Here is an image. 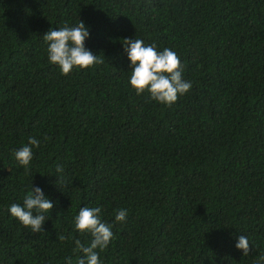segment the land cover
<instances>
[{"label": "trees", "instance_id": "obj_1", "mask_svg": "<svg viewBox=\"0 0 264 264\" xmlns=\"http://www.w3.org/2000/svg\"><path fill=\"white\" fill-rule=\"evenodd\" d=\"M80 20L103 63L65 76L43 36ZM136 38L180 58L192 88L171 107L131 87ZM29 137L25 173L14 152ZM32 185L53 203L40 233L9 212ZM81 207L112 226L101 264L264 255V0H0V264H78Z\"/></svg>", "mask_w": 264, "mask_h": 264}, {"label": "clouds", "instance_id": "obj_2", "mask_svg": "<svg viewBox=\"0 0 264 264\" xmlns=\"http://www.w3.org/2000/svg\"><path fill=\"white\" fill-rule=\"evenodd\" d=\"M89 37V30L82 20L73 27L50 29L43 36V40L48 45L49 62L58 65L65 76H68L74 68L86 70L103 63L99 55H94L85 47V41ZM123 45L131 61L130 85L136 95H142L147 91L152 100L171 107L179 96L185 95L192 88V83L183 78L180 58L173 50L164 48L163 51L158 52L155 45L146 46L137 38L125 39ZM39 146L38 139L29 137L27 144L15 150V159L24 168L25 173L30 171L33 147L39 148ZM56 171L62 173L63 167L58 165ZM57 178L59 179L58 176ZM52 209L53 203L45 196L43 190L32 185L31 191L24 196L23 205L14 203L10 206L9 212L23 226L30 228L32 233H40L44 230L47 214ZM101 214V207H81L75 217V229L81 234L92 237L90 246L82 245L79 239L75 240L76 247L73 251L83 253L78 264H101L97 249L100 252L104 251L114 238L112 226L102 222ZM127 214L126 209L118 210L115 221L126 222ZM63 239L64 237H59V240ZM236 248L242 250L244 256L250 254L251 248L247 236H239ZM66 260L67 264H72L71 257H67ZM256 264H264V255L259 257Z\"/></svg>", "mask_w": 264, "mask_h": 264}]
</instances>
